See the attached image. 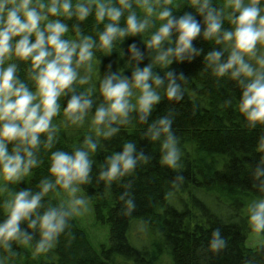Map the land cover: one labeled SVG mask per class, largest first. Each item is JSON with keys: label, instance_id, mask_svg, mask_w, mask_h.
Masks as SVG:
<instances>
[{"label": "trees", "instance_id": "obj_1", "mask_svg": "<svg viewBox=\"0 0 264 264\" xmlns=\"http://www.w3.org/2000/svg\"><path fill=\"white\" fill-rule=\"evenodd\" d=\"M217 1L211 0L217 10H225L223 27L232 28L228 19L231 9ZM220 1L227 3V0ZM260 3L264 6V0ZM169 6L176 16L186 11L196 15L202 29L193 44L202 51L191 59H174L167 67L154 66L153 71L159 73L165 83L157 89L161 101L147 120H140L139 114L133 111L127 123L113 124L119 131L108 138L97 136L91 126L96 107L103 102L100 81L111 72L130 76L137 65L143 68L152 62L154 52L147 48L146 41L158 28V23H153L144 33L117 39L110 51L94 47L92 70L79 69L80 76L90 79L83 85L76 83L75 92L59 100L61 111L53 118L56 128L51 147L45 145L47 134L41 135V143L34 150L39 163L30 170L26 187L33 193L41 190V182L45 179L55 185V178L48 171L53 151L74 153L77 148L84 147L88 136L98 142L96 151L90 156L93 164L89 179L79 184L78 189L91 201L96 220L108 226V242L98 250L91 246L68 210L51 197L57 190L68 191L55 185L42 197L32 218L50 207L61 209L67 213L65 227L52 247L43 251L44 256L38 264H264V243L254 248L245 245L252 228L243 214L248 202L264 198V175H256L258 169H264V152L257 151L264 138V125L249 127L239 113L236 105L242 86L238 80L232 79L230 73L223 77L214 75L206 57L213 50H224V44L204 39L203 16L196 13L189 0ZM133 9L141 18L139 6L133 3ZM128 11L120 20L121 27L125 26ZM94 12L95 9L82 22L75 17L59 19L69 24L71 38L80 39L73 28L79 24L80 33L92 36L98 43L99 33L108 21L97 22ZM132 44L144 53L142 60L134 57ZM228 54L224 51L222 59L226 60ZM9 63L17 65V77L34 90L30 61L12 56L8 58ZM169 70L175 71L176 82L181 85L184 93L181 100L166 97ZM181 73L185 79H179ZM89 89L93 105L83 123H73L63 109L71 95H80ZM165 116L172 120L171 131L178 138L181 152L179 166L174 169L161 163L163 136L153 141L147 135L149 126ZM129 141L135 143L136 154L143 151L148 159L138 161L132 172L108 183L101 178V166H106L107 157L121 152ZM5 202L1 195L0 221L7 215ZM21 228L31 233V240L27 243L10 241L9 248L0 245V264L17 256L23 245L36 251L41 239L39 225L30 228L29 221H22ZM217 229L226 243L224 248L213 251L210 245Z\"/></svg>", "mask_w": 264, "mask_h": 264}, {"label": "clouds", "instance_id": "obj_2", "mask_svg": "<svg viewBox=\"0 0 264 264\" xmlns=\"http://www.w3.org/2000/svg\"><path fill=\"white\" fill-rule=\"evenodd\" d=\"M133 3L142 9V19L133 9ZM171 3L172 0H76L75 3L73 0H0V180L19 181L39 163L34 150L40 145L42 134H47L45 145L51 147L56 128L53 118L61 111L59 100L75 92L76 83L83 85L90 79L80 76L79 69L92 70L94 47L110 51L117 39L144 33L153 23H158V28L146 41L147 48L154 52L152 62L143 68L137 65L130 76L111 72L100 81L103 102L96 107L91 126L97 136L108 138L119 131L113 124L127 123L133 111L139 114L140 120H147L161 101L157 89L165 83V79L153 71L154 66L167 67L174 59H191L202 51L193 44L201 34V22L193 12L174 15ZM189 3L203 16L204 39L224 44V50H213L206 57L214 75L223 77L230 73L232 79L238 80L242 86L236 105L239 113L249 127L264 125V6L260 0H227V7L231 9L228 19L233 27L225 29L224 8L217 10L211 0H189ZM93 9L97 22L108 21L99 33V42L90 35H82L79 24L73 28L80 39L67 38L69 24L59 17H75L82 22ZM126 10L129 11L125 26L121 27L120 20ZM166 44L171 46L166 47ZM130 47L138 61L144 58L135 44ZM224 51L229 53L226 60L222 59ZM12 56L30 61L34 90L17 77L15 63L3 66ZM166 77L167 99L181 100L184 93L176 82L175 71L169 70ZM179 79H185L183 73ZM90 93L91 89L68 99L63 111L73 123H83L91 109ZM171 126L169 117L159 118L149 126L147 135L153 141L163 136L161 163L174 169L179 166L181 152ZM97 143L88 136L84 147L77 148L74 153L53 151L48 171L55 178V185L71 193L78 191V185L89 179L93 164L90 156L96 151ZM257 151L264 152V138ZM147 159L143 151L136 154L135 143L126 142L121 152L107 157L106 166H101V178L111 183L132 172L138 161ZM256 175H264V169H258ZM55 185L45 179L40 191L33 193L24 188L5 202L7 215L0 221V245L9 248L10 241H30L31 233L21 228L22 221H29L30 228L39 225L41 239L36 251L52 247L65 227L67 213L50 207L35 219L32 217L42 197ZM74 203L84 201L77 199ZM127 203L131 208L132 201ZM248 213L251 228L256 232L264 231V198L250 204ZM225 243L219 229L215 230L211 249L218 251Z\"/></svg>", "mask_w": 264, "mask_h": 264}, {"label": "rangeland", "instance_id": "obj_3", "mask_svg": "<svg viewBox=\"0 0 264 264\" xmlns=\"http://www.w3.org/2000/svg\"><path fill=\"white\" fill-rule=\"evenodd\" d=\"M179 1L185 3L186 0H172L171 4H178ZM221 4L226 7V1H217V4ZM144 13L141 9V19ZM67 38H71L68 34ZM8 59L5 60L3 66H7ZM30 179V174L22 176L19 181L6 182L0 180V196L3 195L5 200H10L16 191L24 189L28 185ZM6 185V187H4ZM51 197L62 207L68 210L72 219L81 229L91 246L98 250L101 246H105L108 242V226L104 222L97 221L94 215L93 205L89 199L78 189L75 193L69 191H55L52 193ZM77 199L83 200L84 203L76 204L74 203ZM254 201H250L246 204L243 209V214L249 217L248 206ZM135 230L134 232H136ZM264 243V231L256 232L253 229L249 232L245 245L248 248H254L257 245ZM44 252H37L29 248L27 245H23L21 252L11 258H7L5 264H38V262L43 258Z\"/></svg>", "mask_w": 264, "mask_h": 264}]
</instances>
